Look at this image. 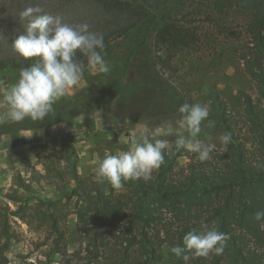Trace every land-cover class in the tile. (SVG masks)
I'll use <instances>...</instances> for the list:
<instances>
[{"label":"rangeland","instance_id":"1","mask_svg":"<svg viewBox=\"0 0 264 264\" xmlns=\"http://www.w3.org/2000/svg\"><path fill=\"white\" fill-rule=\"evenodd\" d=\"M129 1L136 9L143 6L142 0ZM30 6L64 23L87 22L91 30L136 19L130 13L104 11L98 0H0V42L23 32L19 13ZM169 19L183 39L171 43V35L163 42L154 30L147 50L154 66L152 84L140 75L143 60L125 65L130 43L117 38L102 53L108 71L87 66L79 84L54 104L80 95L94 106L53 127L0 136V264H145L135 251L124 255L118 239L123 225L109 223L96 234L92 217L99 216L93 209L97 190L113 203L128 201L124 185L114 189L97 183L98 162L105 153L127 150L131 139L144 133L153 141H168L164 151L171 157L178 109L184 103L210 106L198 138L215 148L223 145L219 137L226 133L215 119L222 111L219 98L233 118L240 116L243 94L264 108V98L243 65L249 43L247 13L232 10L221 16L206 4L177 3ZM115 71L121 79L105 88ZM17 79L11 70L0 71V113L6 110L3 95ZM169 130L172 134L165 135ZM189 162L179 158L175 174ZM175 231L174 226L164 227L156 239L165 256L162 264L175 262L169 251Z\"/></svg>","mask_w":264,"mask_h":264},{"label":"trees","instance_id":"2","mask_svg":"<svg viewBox=\"0 0 264 264\" xmlns=\"http://www.w3.org/2000/svg\"><path fill=\"white\" fill-rule=\"evenodd\" d=\"M98 1L109 13L136 16L134 22L92 30L104 36L102 53L117 38L129 42L125 65L132 64V60H143L139 72L151 84L154 66L147 50H150L154 30L163 42L171 35L175 38L171 43L183 39L179 28L169 22L175 4H206L221 16L232 10L247 13L250 16L246 30L249 43L243 65L255 82L257 93L264 98V0H142L140 9L129 0ZM13 42L12 39L0 42V71L11 70L19 76L20 70L30 66L35 58L19 56L12 48ZM75 58L83 62L85 68L88 66L87 58L81 53L77 52ZM116 75L115 71L108 76L105 88H113L115 79H121ZM218 101L222 111L215 113V119L226 133H231L232 139L227 146L214 148L209 160L201 162L196 153L177 151L174 146L171 157L164 151V161L150 180L123 183L128 201L113 203L102 189L97 190L98 199L93 202V209L99 216L92 217L96 234L109 223L123 225L118 239L125 256L135 251L145 264H162L165 256L156 239L164 227H175L170 242L173 246H182L187 232L203 231L202 225H206L229 237L224 251L221 255L212 253L206 258H192L187 264H264V230L260 229V222L254 220L255 213L264 210V108L252 95L243 94L240 116L233 118L229 105L221 98ZM89 105L95 104L80 95L65 99L54 105V111L42 121L0 122V136L65 123L86 111ZM182 157L190 162L177 176L176 161ZM167 215L171 218H165ZM174 259V264H185L182 258L174 255Z\"/></svg>","mask_w":264,"mask_h":264},{"label":"clouds","instance_id":"3","mask_svg":"<svg viewBox=\"0 0 264 264\" xmlns=\"http://www.w3.org/2000/svg\"><path fill=\"white\" fill-rule=\"evenodd\" d=\"M19 18L24 30L16 36L12 48L24 59H35L30 66L20 70L17 81L5 91L2 103L6 110L0 113V122L42 121L52 113L54 104L67 96L83 77L85 65L75 58L77 52L87 58L89 67L108 71L102 55L104 36L92 31L87 22L64 23L59 16L42 13L38 6L25 8ZM178 111L181 116L174 130L175 149L196 153L201 162L209 160L215 144L205 143L198 137L202 122L209 116L210 106L184 103ZM209 126H212L211 122ZM167 134H172L171 130ZM155 135H160L159 128ZM231 139V133L219 137L225 146ZM168 147V141H153L146 133L134 137L127 150L105 153L95 167V179L114 189H120L129 180L147 182L153 171L162 165L164 150ZM254 220L260 222L259 227L264 230V210L257 211ZM202 228L204 230L200 232H187L182 246L177 244L169 251L182 258L185 264L192 258H206L212 253L221 255L229 237L216 228L209 229L206 225Z\"/></svg>","mask_w":264,"mask_h":264}]
</instances>
